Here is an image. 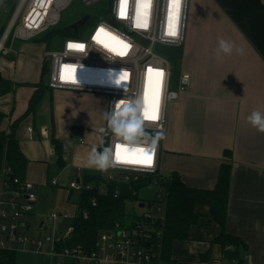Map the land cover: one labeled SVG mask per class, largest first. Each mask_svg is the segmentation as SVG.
Listing matches in <instances>:
<instances>
[{
  "label": "crops",
  "instance_id": "1",
  "mask_svg": "<svg viewBox=\"0 0 264 264\" xmlns=\"http://www.w3.org/2000/svg\"><path fill=\"white\" fill-rule=\"evenodd\" d=\"M189 8L181 68L191 75V84L168 107L165 139L160 141L161 171L167 176L179 172L192 187L213 188L227 159L225 151L230 150L232 175L225 229L240 244L216 241L221 226L208 216L209 208L200 205V224L190 228L187 240L173 243L172 264H264V134L247 121L253 111L264 114V0H191ZM220 38L234 44L231 55L218 57ZM235 48H243V54ZM44 50L36 43L17 41L13 52L0 54V73L12 83L9 92L0 93V110L6 115L1 128L9 131L18 122L15 134L29 159L25 180L38 191L34 211L22 219L26 230L31 225L28 219L47 208H52L51 214L72 213L66 219L68 226L72 224L79 208L77 192L69 189V183L85 170L97 171L86 167L87 156L93 145L100 149L101 138L107 145L106 136L99 133L102 118L101 108L94 102V97H100L97 93L49 89L35 111L27 113L43 78ZM71 136L83 137L85 143L72 146L65 163L56 143ZM52 179L59 185H53ZM45 226L41 222L40 227ZM235 250L237 256L230 255ZM73 260L65 264H90Z\"/></svg>",
  "mask_w": 264,
  "mask_h": 264
},
{
  "label": "built area",
  "instance_id": "2",
  "mask_svg": "<svg viewBox=\"0 0 264 264\" xmlns=\"http://www.w3.org/2000/svg\"><path fill=\"white\" fill-rule=\"evenodd\" d=\"M73 1L17 0L15 10L0 40V54L7 55L13 52V45L17 41L34 40L60 25L63 12ZM82 1L89 5L100 0ZM171 2L172 0H150V7L148 9L149 28L147 30H139L133 27L137 0H127V19L123 20L116 19L117 0H111L107 6L105 16H101L92 22L87 34H83L84 32L81 31L80 36L60 38L58 48H49L45 51V61L48 64L47 85L49 88L52 90L82 91L105 95L107 97L106 111H108L114 102L122 98L128 99L134 97L142 89L146 65L162 69L165 71L166 77L160 119L154 123L150 122L149 127L160 125L165 132L169 105L177 100L180 94L187 91L191 84V75L182 72L178 88L173 89V64L167 59L165 54L159 53L156 50L158 44L179 46L184 44L187 39L191 0H183L182 2L178 35L176 37L168 35V14ZM100 22L111 25L113 29L134 45L128 56L119 58L118 61L113 63L111 60L116 58H109L95 50L89 51L87 56L83 58L80 54H72L69 57L62 55L66 40L88 41ZM77 58L82 59L77 60ZM63 63L76 64V84L60 79ZM122 68L130 70V79L122 82V86L126 87V91H124L123 87H117L111 83V80H114L117 75L116 72H119ZM185 76L188 78L186 82L184 80ZM173 91L176 93V97L175 99H170L169 93ZM29 130L32 132V127ZM147 131L153 130L147 129ZM106 137L108 144L111 141V135L109 134ZM77 143H85V139L83 137L71 136L61 142V158L65 163H68L70 160V148ZM161 157V147L159 144L153 170L110 169L106 176L101 172L107 181H118L120 179L123 182H132L138 181L145 176L154 178L153 182L148 186L157 187L154 196L156 203L153 206L145 203L142 213H140L145 219L157 218L164 220L165 218L167 200L165 198L164 186L160 185V181L165 178L167 179L169 176L163 174L161 171ZM51 183L58 186L60 182L57 179H52ZM69 189L80 192L84 189H91V185L83 180V174L81 173L70 181ZM100 192L105 193L106 187L102 185ZM37 199L38 191L34 183L15 177L11 167L3 168L2 185L0 188V248L15 249V246H19L22 249H29L41 254L69 256L75 260L87 261L90 264L116 261L121 263L132 262L133 264H163L160 254L153 247H147L142 244L136 236V232L128 229H115L102 232L97 242V248L90 253L81 245L66 246L62 250L57 249V245L60 242H66L71 237L72 232H74L72 224L66 228L64 234L59 235L58 233H54L53 236H49L43 240L31 241L26 237H22L20 229L21 227L26 229L27 226L25 222L18 219L34 211ZM92 203L96 205V200L93 199ZM87 216V212H84V217ZM71 217L73 215L69 212H54L50 215L49 220L56 222L60 218L69 219ZM145 236L147 237V235Z\"/></svg>",
  "mask_w": 264,
  "mask_h": 264
},
{
  "label": "trees",
  "instance_id": "3",
  "mask_svg": "<svg viewBox=\"0 0 264 264\" xmlns=\"http://www.w3.org/2000/svg\"><path fill=\"white\" fill-rule=\"evenodd\" d=\"M106 12L102 16H105ZM99 17L101 16L93 17L90 15L85 25L91 24ZM85 25L80 31L75 32L74 30H65L67 25L61 23L34 40L44 42L47 49H51L56 39L66 36H80ZM47 70L48 64L45 62L43 77L47 74ZM36 87L27 113L35 111L43 94L50 89L43 78ZM11 89V81L4 78L0 73V93L9 92ZM5 116L0 110V171L5 167H11L13 175L24 181L29 167V159L23 153L19 139L15 134L18 122H14L9 131L1 128ZM56 150L59 152L61 160V143H56ZM225 156L227 159L221 164L213 188L189 186L176 171L172 172L167 179L160 181V185L164 186L167 200L164 220L145 219L136 211L135 207L130 210L127 209L128 202H138V204L145 202L149 206L156 203L154 198L150 201L139 198V191L151 184L154 180L153 177L145 176L132 182L107 181L100 171L85 170L83 180L90 183L91 189L77 192L75 201L79 209L72 220L74 232L66 242H60L57 249L62 250L66 246L81 245L90 253L97 248V242L102 232L128 229L136 232V236L142 244L153 247L160 254L163 264H172L174 263L173 243L176 240H187L190 228L200 224L202 214L197 210L200 205L207 206L209 208L208 216L221 226V233L216 241L237 247L240 240L227 234L225 229L231 190L232 152L230 150L225 151ZM102 185L106 187L105 193L100 192ZM93 199L96 200V205H93ZM84 212H87V217H84ZM237 250L230 252V255L237 256ZM16 262V249L0 248V264H16Z\"/></svg>",
  "mask_w": 264,
  "mask_h": 264
},
{
  "label": "clouds",
  "instance_id": "4",
  "mask_svg": "<svg viewBox=\"0 0 264 264\" xmlns=\"http://www.w3.org/2000/svg\"><path fill=\"white\" fill-rule=\"evenodd\" d=\"M183 0H172L168 14V35L176 37L181 14ZM116 19H127V0H117ZM150 0H137L136 15L133 27L139 30L149 28L148 9ZM134 45L113 27L105 22L97 24L88 41L66 40L64 44V57L72 54L87 56L89 51H97L118 61L129 55ZM234 44L223 38L218 40V57L220 54L231 55ZM238 54H243V48H235ZM82 58H77L80 60ZM76 64L63 63L62 81L77 83ZM117 75L111 83L117 87L122 82L130 79V70L123 68L116 72ZM166 73L164 70L146 65L144 71V82L142 89L128 99H120L112 104L104 113L106 127H101L99 133L104 136L111 135V141L105 146L103 138L100 139V149L93 145L86 159V167L94 168L97 171L107 173L110 169H132V170H153L155 157L160 141L165 139V132L160 125L149 127V123L157 122L160 119V110L163 102L164 81ZM187 76L184 77L185 82ZM176 93L170 92L169 98L175 99ZM248 123L264 134V114L260 111H253L247 117ZM147 129H152L149 133Z\"/></svg>",
  "mask_w": 264,
  "mask_h": 264
},
{
  "label": "rangeland",
  "instance_id": "5",
  "mask_svg": "<svg viewBox=\"0 0 264 264\" xmlns=\"http://www.w3.org/2000/svg\"><path fill=\"white\" fill-rule=\"evenodd\" d=\"M111 0H100L95 1L92 4H85L82 0H74L72 4L63 12L62 14V21L61 23L63 25H68L72 22H75L80 17L84 15H91V16H102L106 12L107 6L110 4ZM17 4V0H1L0 1V36L4 29H6V26L15 10ZM90 24L87 23L85 27L82 29L84 32L83 34H87L89 31ZM38 40V39H37ZM59 39L54 40L51 48H58L59 46ZM29 43H36L38 44L39 48L42 49V51L47 48H45L44 44L36 41V40H29ZM44 50V51H45ZM43 80L45 83L48 82V76L47 74L43 77ZM100 97H94V102L100 106L101 116V126L104 127V113L107 109H105V106L107 105V97L105 95L99 94ZM107 139V137H106ZM105 176L108 175L107 173H103ZM120 180V179H119ZM121 181V180H120ZM157 191L156 186H146L143 187L139 191V198L144 199L146 201H150L154 198L155 193ZM133 207H135L136 211H142L141 208H139L138 202H128L127 203V209L130 210ZM52 212V208H47L45 212L42 214L37 213L34 216H31L28 221L31 223L29 229H25L24 227H21L20 229V235L22 237H26L29 240H38V239H45L49 236H53L55 231L57 230L59 235L64 234L65 228L68 226L69 222L64 219L60 218L59 221H56L55 223L49 221L50 214ZM25 217V216H24ZM23 217H20L18 220H22ZM41 222H45V227H40ZM56 232V233H57ZM17 250V264H65L66 262L72 263L74 260L72 257L69 256H59L58 258H55L53 256H42V254L37 253L35 251H31L29 249H22L19 246L14 247Z\"/></svg>",
  "mask_w": 264,
  "mask_h": 264
},
{
  "label": "water",
  "instance_id": "6",
  "mask_svg": "<svg viewBox=\"0 0 264 264\" xmlns=\"http://www.w3.org/2000/svg\"><path fill=\"white\" fill-rule=\"evenodd\" d=\"M90 18V15L87 14L80 19L76 20L75 22H72L71 24H68L65 27V30H74L78 31L81 26H83ZM184 49L185 44H181L179 46H171V45H162L158 44L156 46V50L159 53H163L166 55L167 59H169L173 64V75H172V88L176 89L178 88L180 76L182 73L181 68V61L184 56ZM153 131H150L149 133H152ZM145 206L144 202L139 203V207L143 208Z\"/></svg>",
  "mask_w": 264,
  "mask_h": 264
}]
</instances>
